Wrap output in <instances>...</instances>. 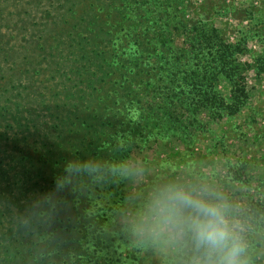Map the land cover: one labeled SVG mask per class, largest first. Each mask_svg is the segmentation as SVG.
I'll list each match as a JSON object with an SVG mask.
<instances>
[{
    "label": "rangeland",
    "instance_id": "1",
    "mask_svg": "<svg viewBox=\"0 0 264 264\" xmlns=\"http://www.w3.org/2000/svg\"><path fill=\"white\" fill-rule=\"evenodd\" d=\"M197 82L215 96L164 100ZM88 157L130 167L58 191ZM183 175L244 205L264 264V0H0V264H173L125 218Z\"/></svg>",
    "mask_w": 264,
    "mask_h": 264
},
{
    "label": "clouds",
    "instance_id": "2",
    "mask_svg": "<svg viewBox=\"0 0 264 264\" xmlns=\"http://www.w3.org/2000/svg\"><path fill=\"white\" fill-rule=\"evenodd\" d=\"M129 167L124 159H69L55 186L62 191L84 177L127 174ZM125 224L134 238L178 257L173 264H255L256 229L244 205L203 178L172 176L153 184Z\"/></svg>",
    "mask_w": 264,
    "mask_h": 264
},
{
    "label": "trees",
    "instance_id": "3",
    "mask_svg": "<svg viewBox=\"0 0 264 264\" xmlns=\"http://www.w3.org/2000/svg\"><path fill=\"white\" fill-rule=\"evenodd\" d=\"M106 22H107V20H105L103 22V24H105ZM120 25H122L123 31H125V32H123V36H125V37L130 36L129 40H133L136 35H133L131 29L124 28L123 22H121ZM213 39H215V38H213ZM209 43L210 42L206 41L205 39H200V40H198V42H195L196 45H198V46H202L203 45V47H207ZM223 48H224L225 52H221V53H225L224 56H220V58H219V56L217 55V57L214 58V60L216 61L217 65L220 64V66H217V65L215 66L214 65V70L218 71V69L219 70L222 69L221 71H223L225 73V75H226L225 77H228L229 80L234 83V80H233V78L231 76L233 74V72L231 71V61H232V56H233L232 55V51H231V47H229L228 45L224 44ZM215 53H218V49H216ZM198 56H200V55L198 53H196L194 55V57H193V58L196 59L194 61V64H193L196 67H199L198 66L199 62L198 61L201 59V57H198ZM214 73H216V71H214ZM201 83H203V81ZM195 85L196 86L192 87L188 92L185 91L184 89L181 90V91L174 90V88H171V87L168 86L169 90L168 91H163V93H162L163 98L166 101V103L172 102V101L173 102L174 101H178L179 103H182L183 102L182 100L185 99L187 101H190L189 103L193 104V103H197L198 101L203 102V99L205 97L207 98V97L210 96L212 98V95L215 96V94H214L215 90H211V88L209 89L206 85H204V86L202 84L200 85L198 82ZM130 94H131V92H130ZM135 104H136V102H135L134 98H132L130 96L129 100L124 105L126 107L132 108ZM178 106H180V105H178ZM91 227H92V223H91V226H90L89 229H87V230H86V228L84 229V235L90 234ZM91 237L92 238L94 237L93 234L91 235Z\"/></svg>",
    "mask_w": 264,
    "mask_h": 264
}]
</instances>
